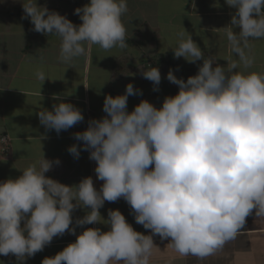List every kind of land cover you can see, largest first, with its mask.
<instances>
[{
    "label": "clouds",
    "instance_id": "1",
    "mask_svg": "<svg viewBox=\"0 0 264 264\" xmlns=\"http://www.w3.org/2000/svg\"><path fill=\"white\" fill-rule=\"evenodd\" d=\"M225 4L235 9L224 27L234 46L238 38H264V0ZM21 6V19L30 20L31 31L60 37L62 63L93 45L128 47L122 22L127 0H90L74 10L79 25L38 0H23ZM178 38L174 58L203 63L186 81L169 70L166 79L179 89L175 96H166L159 108L141 100L129 112V97L143 94L129 83L123 95L105 96L106 115L88 120L86 130L73 134L83 143L67 151L75 159L81 150L89 153L96 178L103 182L99 190L91 176L72 186L46 176L61 161L48 160L44 153L19 177L0 182V256L26 264L67 232L76 236L75 242L41 264H150L156 236L181 256L205 258L235 240L247 217L264 220V73L235 71L236 64L226 67L213 57L205 59L184 27ZM242 63L251 67L254 58L242 57ZM141 75L153 83L154 92L160 91L158 67ZM36 78L47 79L43 71ZM37 115L46 132L57 134L84 121L81 109L68 102L42 108ZM120 199L150 234L134 230L118 209L102 217L105 202ZM77 209L86 211L74 220ZM85 225L109 230L88 227L77 235Z\"/></svg>",
    "mask_w": 264,
    "mask_h": 264
},
{
    "label": "crops",
    "instance_id": "2",
    "mask_svg": "<svg viewBox=\"0 0 264 264\" xmlns=\"http://www.w3.org/2000/svg\"><path fill=\"white\" fill-rule=\"evenodd\" d=\"M89 2L38 0L40 5L66 15L76 25L82 21L74 10ZM160 2L162 0H127L128 11L122 16V22L126 28L128 47L104 50L99 45H93L84 55L62 63L58 59L60 37L31 31L33 25L30 20L21 19L24 15L23 0H0V139L8 140L4 144L0 142V182L19 177L22 174L20 171L39 161L44 153L48 160L61 161L46 176L68 186L91 176L99 190L103 182L96 178V163L89 160V153L81 150L79 159H75L67 151L73 144L83 143L76 141L73 134L86 130L88 120L106 115L102 111L105 96L123 95L129 83L143 93L129 97V112L141 100L161 107L166 96H175L179 91L177 85L166 79L169 70L172 69L177 78L186 81L197 74L198 67L203 63H188L184 58L177 62L178 59L171 56V41L157 21V4ZM181 3L190 22L186 31L196 43H199L196 39L203 37L204 44L200 46L205 59L213 57L226 67L236 64L235 71L264 73V38H238L234 46L224 27L230 23L235 9L229 8L225 0H182ZM150 9L152 11L148 14ZM148 16L153 21L148 22ZM233 31L238 33L239 29L234 28ZM242 57L254 58L251 67H244ZM152 67H158L161 72L159 92H154L153 83L141 75L142 71ZM177 68L179 71H175ZM38 71L45 73L47 79L44 83L36 78ZM54 95L63 97V100H54ZM60 102L72 103L81 109L84 121L59 134L54 130L46 132L39 123L37 113L42 108L51 110L53 104ZM45 135L47 138L42 139ZM109 209L120 210L134 230L150 234V230L135 223L130 215L131 209L123 199L105 202L100 209L104 219H107ZM85 211L77 209L73 219L82 218ZM88 227L109 230L105 225H85L77 228V235ZM75 240L76 236L67 232L63 237H54L49 246L27 259L26 264H41L45 257H54ZM154 243L158 248L153 250L150 264H264V220L256 219L254 214L247 217L245 228L235 240L205 258L181 256L167 247L169 241H161L158 236L154 237ZM15 260L12 255L0 256L3 264H15Z\"/></svg>",
    "mask_w": 264,
    "mask_h": 264
},
{
    "label": "rangeland",
    "instance_id": "3",
    "mask_svg": "<svg viewBox=\"0 0 264 264\" xmlns=\"http://www.w3.org/2000/svg\"><path fill=\"white\" fill-rule=\"evenodd\" d=\"M182 0H162V3L160 2L159 4H157L158 6V24H162V29H163V33L165 36H167V39L169 41H171V47L172 50H174L177 46H178V33L181 32L184 29H189L187 27V24H189V19L186 17V10L184 9V7L181 5ZM152 10L150 9L148 11V14L151 12ZM3 15H6V13H3ZM149 16H148V22L149 21H153V18H150L149 20ZM193 38V36H192ZM203 37H201L199 40L196 39L199 43H197L199 45V47L202 49V45ZM194 41V39H193ZM195 42V41H194ZM211 40L208 39V43H210ZM201 45V46H200ZM164 48V47H163ZM171 56L173 57V51L171 52ZM164 58L167 59V57ZM180 60L182 58H179ZM178 59L177 62H179L180 60ZM203 62V61H198ZM182 73V71H181Z\"/></svg>",
    "mask_w": 264,
    "mask_h": 264
},
{
    "label": "built area",
    "instance_id": "4",
    "mask_svg": "<svg viewBox=\"0 0 264 264\" xmlns=\"http://www.w3.org/2000/svg\"><path fill=\"white\" fill-rule=\"evenodd\" d=\"M6 141H8V140L6 139ZM2 143L4 144L5 143V140H3Z\"/></svg>",
    "mask_w": 264,
    "mask_h": 264
}]
</instances>
